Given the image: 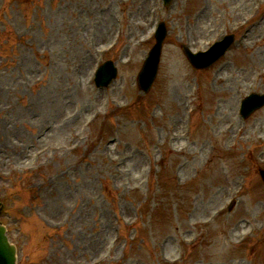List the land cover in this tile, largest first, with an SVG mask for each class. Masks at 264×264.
<instances>
[{"label":"rangeland","instance_id":"rangeland-1","mask_svg":"<svg viewBox=\"0 0 264 264\" xmlns=\"http://www.w3.org/2000/svg\"><path fill=\"white\" fill-rule=\"evenodd\" d=\"M162 3L0 0V220L18 264H264V106L238 114L264 93V21L218 67L182 50L238 34L264 0ZM107 59L118 75L101 89Z\"/></svg>","mask_w":264,"mask_h":264},{"label":"water","instance_id":"water-1","mask_svg":"<svg viewBox=\"0 0 264 264\" xmlns=\"http://www.w3.org/2000/svg\"><path fill=\"white\" fill-rule=\"evenodd\" d=\"M223 51V50H222ZM221 51V52H222ZM217 55L211 58L209 63H211ZM159 58V51L156 50L153 53H151L150 59L147 61V64L145 65L144 71L140 75V84L142 88L145 90H148L154 77L156 74V65L157 60ZM103 70H106L108 73V78L110 76L115 75V71L109 70V66L105 65L103 67ZM102 82V81H100ZM261 103L255 104V106H259ZM254 106V107H255ZM251 109V108H250ZM0 264H16V253H15V246L9 242V239L6 235L5 227L0 224Z\"/></svg>","mask_w":264,"mask_h":264}]
</instances>
